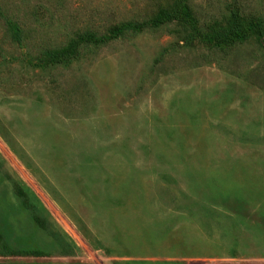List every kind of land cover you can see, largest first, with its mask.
Returning a JSON list of instances; mask_svg holds the SVG:
<instances>
[{
	"label": "rangeland",
	"instance_id": "1",
	"mask_svg": "<svg viewBox=\"0 0 264 264\" xmlns=\"http://www.w3.org/2000/svg\"><path fill=\"white\" fill-rule=\"evenodd\" d=\"M151 202L264 264V0H0V264H164Z\"/></svg>",
	"mask_w": 264,
	"mask_h": 264
},
{
	"label": "crops",
	"instance_id": "2",
	"mask_svg": "<svg viewBox=\"0 0 264 264\" xmlns=\"http://www.w3.org/2000/svg\"><path fill=\"white\" fill-rule=\"evenodd\" d=\"M242 161L247 162V159ZM228 162L232 163L231 160ZM129 183V181L122 179L115 180V184L120 186L126 187ZM138 184L143 187H140L143 189V193L153 192V190L150 191L153 188V184L149 181L144 180ZM144 205L142 210L147 212L146 219L137 216L142 223L137 226V240L134 230H132L130 232V241H133L132 243H147L151 246V250L146 251L152 256L132 253L131 255H120V251H118L116 246L111 251V255L114 256L113 259L130 260L132 258H144L154 261L162 260L164 264H229L230 261L228 260L235 259L236 256H228L214 241L209 239L188 214L172 213L165 207H160L156 202ZM154 244H163L165 246V249L161 250L162 254H156L157 252L153 250L156 248Z\"/></svg>",
	"mask_w": 264,
	"mask_h": 264
},
{
	"label": "trees",
	"instance_id": "3",
	"mask_svg": "<svg viewBox=\"0 0 264 264\" xmlns=\"http://www.w3.org/2000/svg\"><path fill=\"white\" fill-rule=\"evenodd\" d=\"M173 18H175V17H178L177 15H175V16H172ZM248 35V32L246 31V30H244V29H242V30H234L233 32H232V37H235V38H243V37H246Z\"/></svg>",
	"mask_w": 264,
	"mask_h": 264
}]
</instances>
